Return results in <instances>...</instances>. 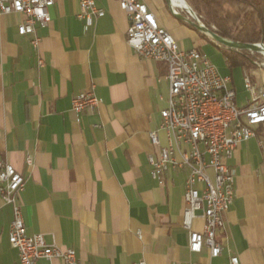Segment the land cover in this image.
I'll list each match as a JSON object with an SVG mask.
<instances>
[{
    "label": "crops",
    "instance_id": "crops-1",
    "mask_svg": "<svg viewBox=\"0 0 264 264\" xmlns=\"http://www.w3.org/2000/svg\"><path fill=\"white\" fill-rule=\"evenodd\" d=\"M95 1L105 15L87 27L80 0H55L50 24L36 26L37 47L33 35L18 33L23 15L0 17V159L25 179L19 204L27 235L73 248L80 264H230L233 256L264 264V125L227 160L236 195L217 232L222 253L191 252L183 227L189 169L166 172L161 184L149 161L160 156L149 134L168 106L166 66L128 45L130 24L117 1ZM141 1L182 49H198L231 79L238 107L251 100L246 76L264 87V68H231L187 13L174 14L170 0ZM90 89L99 104L75 112L73 98ZM159 137L167 146V133ZM13 218V205L0 195V264H21L9 241ZM193 229L202 232L204 221L195 219Z\"/></svg>",
    "mask_w": 264,
    "mask_h": 264
},
{
    "label": "built area",
    "instance_id": "built-area-1",
    "mask_svg": "<svg viewBox=\"0 0 264 264\" xmlns=\"http://www.w3.org/2000/svg\"><path fill=\"white\" fill-rule=\"evenodd\" d=\"M115 1L128 16V45L140 58L162 62L167 69L168 106L162 111L159 130L167 133L168 145H161L159 130L150 132L152 143L160 149L159 158L149 157L152 177L162 184L166 172L189 169L183 214V227L189 232V249L200 253L206 247L211 257L216 258L223 250L217 240V232L225 227L226 214L236 195V176L227 160L233 157L240 143L258 138L256 128L264 125V87L258 89L246 76L245 87L251 100L247 107H238L231 79L223 77L206 54L195 48L182 49L172 34L160 26L156 15L143 1ZM54 4L55 0H0V17L12 13L23 15L25 19L18 27V33L21 36L33 35L32 44L37 47L40 38L36 36V26L50 24L49 10ZM176 9L203 24L189 5H174L173 12L179 15ZM104 15L105 11L97 7L95 0H80L78 16L86 21L87 27ZM251 52L264 56L261 52ZM255 64L264 68V60ZM98 104L99 99L93 89L76 95L72 100V108L78 113ZM260 144L264 148L261 141ZM27 163H33L31 157L27 158ZM24 190L22 174L0 159V195L6 203L13 205L9 241L18 251L20 263L37 264L38 260L46 258L59 259L63 264H80L73 248L49 245L41 234L27 235L19 204ZM197 218L204 221L202 232L193 229ZM138 264L147 263L141 261ZM230 264L241 263L237 256H233Z\"/></svg>",
    "mask_w": 264,
    "mask_h": 264
},
{
    "label": "trees",
    "instance_id": "trees-1",
    "mask_svg": "<svg viewBox=\"0 0 264 264\" xmlns=\"http://www.w3.org/2000/svg\"><path fill=\"white\" fill-rule=\"evenodd\" d=\"M185 1L201 22L220 37L242 44L264 43V0ZM214 43L223 51L231 68L251 69L260 60L251 51L233 50Z\"/></svg>",
    "mask_w": 264,
    "mask_h": 264
},
{
    "label": "water",
    "instance_id": "water-1",
    "mask_svg": "<svg viewBox=\"0 0 264 264\" xmlns=\"http://www.w3.org/2000/svg\"><path fill=\"white\" fill-rule=\"evenodd\" d=\"M178 16V15H176ZM193 26L200 30L201 32L205 33L207 36L211 37L215 42L218 44L225 46L227 48L233 49V50H248V51H254V52H261L260 50H264V44L258 45V44H242L239 42H233L230 40H227L225 38L220 37L216 33L212 32L209 28H207L204 24L197 23L195 21L191 22Z\"/></svg>",
    "mask_w": 264,
    "mask_h": 264
},
{
    "label": "bare ground",
    "instance_id": "bare-ground-1",
    "mask_svg": "<svg viewBox=\"0 0 264 264\" xmlns=\"http://www.w3.org/2000/svg\"><path fill=\"white\" fill-rule=\"evenodd\" d=\"M172 2V4H174L175 6L176 5H179V6H187V2L185 0H170ZM261 53L264 54V50H260Z\"/></svg>",
    "mask_w": 264,
    "mask_h": 264
},
{
    "label": "rangeland",
    "instance_id": "rangeland-1",
    "mask_svg": "<svg viewBox=\"0 0 264 264\" xmlns=\"http://www.w3.org/2000/svg\"><path fill=\"white\" fill-rule=\"evenodd\" d=\"M257 44H264V43H257ZM255 54H257V55L260 57V60H262V61L264 60V56H263V55L258 54V53H255ZM260 60H259V61H260ZM236 70H237V69H236ZM236 70H235V71H236Z\"/></svg>",
    "mask_w": 264,
    "mask_h": 264
}]
</instances>
